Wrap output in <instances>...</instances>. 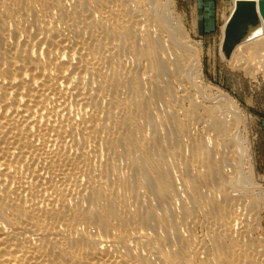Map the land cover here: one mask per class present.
<instances>
[{"label":"bare ground","instance_id":"6f19581e","mask_svg":"<svg viewBox=\"0 0 264 264\" xmlns=\"http://www.w3.org/2000/svg\"><path fill=\"white\" fill-rule=\"evenodd\" d=\"M181 26L172 0H0V264H264L240 112ZM253 62L263 27L228 60Z\"/></svg>","mask_w":264,"mask_h":264},{"label":"rangeland","instance_id":"374dc122","mask_svg":"<svg viewBox=\"0 0 264 264\" xmlns=\"http://www.w3.org/2000/svg\"><path fill=\"white\" fill-rule=\"evenodd\" d=\"M172 1L184 33L202 49L200 81L217 95L226 96L240 112L239 137L248 143L245 147L252 177L264 187V63L253 62L247 69H235L220 52L222 28L233 0ZM261 216L263 230L258 234L264 245V213Z\"/></svg>","mask_w":264,"mask_h":264},{"label":"water","instance_id":"95a60500","mask_svg":"<svg viewBox=\"0 0 264 264\" xmlns=\"http://www.w3.org/2000/svg\"><path fill=\"white\" fill-rule=\"evenodd\" d=\"M261 27L264 29V0H238L224 29L221 47L224 59L228 61L233 51Z\"/></svg>","mask_w":264,"mask_h":264}]
</instances>
